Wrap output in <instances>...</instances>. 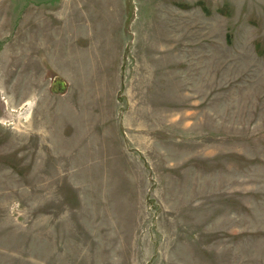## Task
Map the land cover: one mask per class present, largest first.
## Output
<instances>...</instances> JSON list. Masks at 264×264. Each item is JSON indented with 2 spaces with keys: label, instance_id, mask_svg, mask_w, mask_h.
<instances>
[{
  "label": "rangeland",
  "instance_id": "obj_1",
  "mask_svg": "<svg viewBox=\"0 0 264 264\" xmlns=\"http://www.w3.org/2000/svg\"><path fill=\"white\" fill-rule=\"evenodd\" d=\"M0 264H264V0H0Z\"/></svg>",
  "mask_w": 264,
  "mask_h": 264
}]
</instances>
